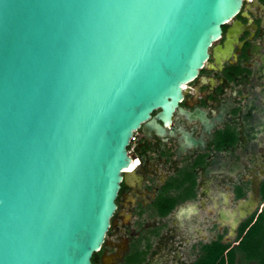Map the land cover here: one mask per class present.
<instances>
[{"label": "water", "instance_id": "1", "mask_svg": "<svg viewBox=\"0 0 264 264\" xmlns=\"http://www.w3.org/2000/svg\"><path fill=\"white\" fill-rule=\"evenodd\" d=\"M241 5L0 0V264H91L133 134L163 136L175 111L207 126L182 89Z\"/></svg>", "mask_w": 264, "mask_h": 264}, {"label": "flooded vegetation", "instance_id": "2", "mask_svg": "<svg viewBox=\"0 0 264 264\" xmlns=\"http://www.w3.org/2000/svg\"><path fill=\"white\" fill-rule=\"evenodd\" d=\"M221 29L179 102L203 111L207 126L175 111L168 125L157 120L163 136L136 132L127 147L130 180L120 184L116 206L134 201L137 228L123 223V243L105 240L91 264H196L217 244L234 250L259 223L264 250V0H242ZM173 200L162 215L160 204ZM143 217L152 223L139 222Z\"/></svg>", "mask_w": 264, "mask_h": 264}, {"label": "rangeland", "instance_id": "3", "mask_svg": "<svg viewBox=\"0 0 264 264\" xmlns=\"http://www.w3.org/2000/svg\"><path fill=\"white\" fill-rule=\"evenodd\" d=\"M132 144L129 147L130 151L132 150V147H133ZM133 202L131 204H120L118 206V209L115 212V215L111 221V222H113V225H112L111 229H109L108 233L106 234L105 240L107 242L113 241L115 243H123L122 240L118 239L119 236H121V235L123 236V234L125 233V230L123 229V223H126V225H128L129 228H131V229L137 228V225L135 224L137 222L136 216L134 215V213H136L137 211L134 208ZM164 204H160V206H162ZM160 206H159V208H160ZM148 212L144 211L143 216H146V213H148ZM140 221L145 222V223H149V224L152 223L151 219H146L145 217L140 219L139 222ZM256 228H258V230ZM261 228H263V226L261 225V223H259L258 226H253V231L251 229V233H255L257 231L259 232L260 231L259 229H261ZM256 238H259V237H255V236L253 237L252 234L251 235L248 234L246 236V238L244 239L245 241L243 243H241V245H240L241 247L243 246L244 248H247V251H248L247 256L249 257V259H251V256L254 257V255H256V253L260 249H263V246H261V244H263V243L261 241H258V239H256ZM213 250H214V252L212 251L210 253V255L205 254L204 256L199 258L197 260L196 264H226L229 257L226 255V257L222 258V260H221L220 255H219L220 254L219 248L215 247ZM249 259L246 257L242 261L246 262V260H249ZM260 263L264 264V260H260Z\"/></svg>", "mask_w": 264, "mask_h": 264}, {"label": "trees", "instance_id": "4", "mask_svg": "<svg viewBox=\"0 0 264 264\" xmlns=\"http://www.w3.org/2000/svg\"><path fill=\"white\" fill-rule=\"evenodd\" d=\"M186 180H191V175H190V178L189 176L187 175V178ZM175 205V201H167L164 205L160 206V211L163 214L167 213L170 209H172ZM246 226L244 225L242 227V231L241 233H243L245 230H243ZM258 230V228H256ZM260 230V229H259ZM252 231H253V227H252ZM258 233L255 232V233H251V230H249L248 232H246V234H244L242 237H241V240L239 242V244L236 246V248L233 250V249H229V246L228 245H222V244H217L215 247H218L219 248V251H220V259L222 260V258H225L226 255L229 257L228 261L226 262V264H235V259L236 261L238 260H244L246 257L249 259V257L247 256V248H244L243 246L241 247V243H243L246 238V236L248 234H252V236L256 237V234ZM251 237V236H250ZM258 239V241H261L260 238H256ZM262 245V244H261ZM214 252V250H211V252ZM209 252V255L210 253ZM260 260H264V250H259L256 255H254V257L251 256V259L249 260H246V261H256L257 264H261L260 263Z\"/></svg>", "mask_w": 264, "mask_h": 264}, {"label": "built area", "instance_id": "5", "mask_svg": "<svg viewBox=\"0 0 264 264\" xmlns=\"http://www.w3.org/2000/svg\"><path fill=\"white\" fill-rule=\"evenodd\" d=\"M135 135H136V132L131 137L129 144H132L135 141Z\"/></svg>", "mask_w": 264, "mask_h": 264}, {"label": "bare ground", "instance_id": "6", "mask_svg": "<svg viewBox=\"0 0 264 264\" xmlns=\"http://www.w3.org/2000/svg\"><path fill=\"white\" fill-rule=\"evenodd\" d=\"M131 168V165H128ZM128 171V167L126 169H124L123 172H127Z\"/></svg>", "mask_w": 264, "mask_h": 264}]
</instances>
